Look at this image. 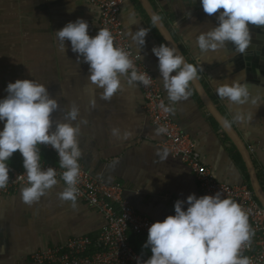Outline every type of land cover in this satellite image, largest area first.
Here are the masks:
<instances>
[{
    "label": "crops",
    "instance_id": "obj_1",
    "mask_svg": "<svg viewBox=\"0 0 264 264\" xmlns=\"http://www.w3.org/2000/svg\"><path fill=\"white\" fill-rule=\"evenodd\" d=\"M122 30L144 64L153 73L168 105L158 69L154 46L164 43L158 30L138 0H120ZM170 31L189 63L198 67L199 81L216 108L229 121L241 106L231 105L216 94L219 82L238 80L247 84L257 103L242 106L251 115L247 123L232 122L248 147L260 183L264 185V27L250 25L251 45L244 54L231 43L217 52H201L196 36L213 29L217 21L208 16L199 0H149ZM187 12L191 16H187ZM99 10L88 0H0V99L7 96V84L17 79H33L46 85L61 110L53 121H63L73 105L79 109L77 123L84 169L105 184H121L124 198L141 216L151 222L174 215V203L190 194L201 195L193 172L173 159L158 144L162 137L144 112V99L136 83L122 77V90L110 101L100 99L102 89L93 90L88 82L89 65L77 63L70 41L61 46L55 32L78 18L89 24V35L100 29ZM149 29L140 47L130 33ZM192 95L174 105L173 121L195 144L202 164L225 185H250L245 164L237 149L207 111L192 83ZM93 101L95 105L93 106ZM3 123H0V130ZM113 129L118 130L113 135ZM40 149V148H39ZM41 159H53L40 149ZM13 168L23 166L17 151L8 161ZM249 187V186H248ZM0 197V264H34V253L66 244L71 239H96L105 220L81 200L59 199L65 186L58 180L47 194L32 206L20 196L21 189ZM187 205H185L186 210ZM264 264V263H263Z\"/></svg>",
    "mask_w": 264,
    "mask_h": 264
},
{
    "label": "clouds",
    "instance_id": "obj_2",
    "mask_svg": "<svg viewBox=\"0 0 264 264\" xmlns=\"http://www.w3.org/2000/svg\"><path fill=\"white\" fill-rule=\"evenodd\" d=\"M203 11L212 16L217 14L216 26L196 36V45L201 52H217L231 43L234 51L244 54L251 45L250 25L264 27V0H199ZM187 16H191L187 12ZM158 16L152 17L155 24ZM149 29L139 28L130 33L131 41L140 47L146 43ZM61 46L70 41L71 50L77 54V63L89 65L88 82L93 90L100 91V99L110 101L122 90V77L129 85L141 83L149 86L152 77L147 72H138L123 49L114 46V37L107 28H100L95 36L89 35V24L78 18L68 22L55 32ZM158 58V69L162 85L167 93L168 105L162 101L160 108L165 113H174V105L187 101L192 95L190 84L199 79L198 67L185 60L178 49L168 44L152 48ZM7 96L0 99V189L9 182L8 161L17 151L22 156L23 168L28 186L20 192L22 201L32 206L58 184L56 170L41 167L39 145L50 146L64 169L61 178L66 187L59 193L62 201H71L76 206L78 194L79 161L82 150L79 146L80 115L73 105L64 113L63 121H53L52 114L60 111L56 98L51 97L46 85L33 79H17L6 87ZM216 94L231 105L241 106L232 120H225V126L232 122L247 123L251 115L243 111L249 102L257 103L251 96L247 84L238 80L219 82ZM95 102L93 101V106ZM156 135L168 131L165 126L154 129ZM118 130L113 129V135ZM167 150H165V156ZM185 205H187L185 210ZM174 215L156 221L148 228L144 248L150 250V257L137 264H252L249 257L241 254L242 247L251 242L248 214L234 200L223 193L214 195L190 194L186 200L174 203Z\"/></svg>",
    "mask_w": 264,
    "mask_h": 264
},
{
    "label": "built area",
    "instance_id": "obj_3",
    "mask_svg": "<svg viewBox=\"0 0 264 264\" xmlns=\"http://www.w3.org/2000/svg\"><path fill=\"white\" fill-rule=\"evenodd\" d=\"M88 1L99 10L100 28H107L111 31L114 46L128 53L138 72H147L152 77L149 86L136 84L142 93L143 109L151 125L155 129L159 126H165L168 129L166 133L159 135L162 141L158 146L167 150L173 159L181 161L193 172L201 195H214L221 192L224 197L236 201L246 211L252 236L250 244L242 247L241 254L249 257L252 264H263L264 209L256 201L247 185L229 186L218 182L206 165L202 164L192 140L173 121L171 114L163 112L160 108V103L162 101L165 103L163 92L150 68L142 62L138 54L133 52L129 40L123 33L119 18L121 1ZM38 147L53 159V162L41 159L42 169L54 168L57 180L66 187L61 178L64 169L59 166V158L55 150L50 146L39 145ZM79 164L77 199L99 213L105 220V226L96 239L88 237L71 239L62 246L34 253L31 257L32 262L34 264H137V257L147 260L148 257L134 251L129 243V235L147 239L148 228L153 222L134 210L124 198L121 184H105L101 179L92 177L84 169L81 161ZM9 168V182L5 188L0 189V197L28 186L23 166L20 168L9 166Z\"/></svg>",
    "mask_w": 264,
    "mask_h": 264
},
{
    "label": "water",
    "instance_id": "obj_4",
    "mask_svg": "<svg viewBox=\"0 0 264 264\" xmlns=\"http://www.w3.org/2000/svg\"><path fill=\"white\" fill-rule=\"evenodd\" d=\"M141 6L143 7L144 11L146 12L147 16L152 21V17L158 16L159 20L154 24L156 29L158 30L159 34L161 35L162 39L166 44L169 46H174L178 49L179 54L183 55L180 48L178 47L177 43L173 39L170 31L165 26L163 21L161 20L160 16L157 14V12L154 10L151 2L149 0H138ZM153 23V22H152ZM187 61V59L185 58ZM188 62V61H187ZM192 85L194 89L196 90L199 98L203 102L204 106L206 107L207 111L210 113V115L214 118V120L217 122V124L220 126V128L223 130V132L228 136L227 138L231 140L233 146L237 149L239 155L241 156L245 168L248 174L249 178V184L251 191L256 199V201L259 203V205L264 209V188L262 187L258 175L255 170V166L253 164V160L251 157V154L249 152L248 147L245 145V143L240 139L239 135L235 131V129L231 126H225L224 121L227 120L221 112L216 108L210 97L205 92L201 82L199 79L193 80Z\"/></svg>",
    "mask_w": 264,
    "mask_h": 264
},
{
    "label": "trees",
    "instance_id": "obj_5",
    "mask_svg": "<svg viewBox=\"0 0 264 264\" xmlns=\"http://www.w3.org/2000/svg\"><path fill=\"white\" fill-rule=\"evenodd\" d=\"M262 187L264 188V185L261 183ZM249 189L250 188V185ZM255 198V197H254ZM147 239H144L142 237H136V236H132L131 234L129 235V243L132 246V248L134 249L135 252H137L138 254L144 256V257H150L151 253L150 250L147 248H144L143 245L146 243Z\"/></svg>",
    "mask_w": 264,
    "mask_h": 264
}]
</instances>
